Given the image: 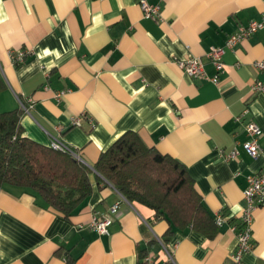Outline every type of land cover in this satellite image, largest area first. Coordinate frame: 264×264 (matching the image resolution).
Masks as SVG:
<instances>
[{
  "label": "crops",
  "instance_id": "obj_1",
  "mask_svg": "<svg viewBox=\"0 0 264 264\" xmlns=\"http://www.w3.org/2000/svg\"><path fill=\"white\" fill-rule=\"evenodd\" d=\"M0 0V111L32 102L24 136L49 147L57 139L91 168L92 194L66 217L35 191L0 186V264H264V206L252 224L254 248L236 263L247 178L264 170V29L227 50L218 73L207 57L241 27L264 18V0ZM29 54L22 65L11 54ZM201 58L208 79L180 63ZM218 77V83L212 79ZM60 95V96H59ZM81 118V127L73 119ZM237 119H240L237 121ZM262 129L261 155L242 149L245 125ZM180 163L213 218V237L193 226L174 229L142 205L124 203L108 235L92 229L120 193L94 166L127 133ZM234 149L239 157L229 160ZM224 223L218 226L215 218Z\"/></svg>",
  "mask_w": 264,
  "mask_h": 264
},
{
  "label": "trees",
  "instance_id": "obj_2",
  "mask_svg": "<svg viewBox=\"0 0 264 264\" xmlns=\"http://www.w3.org/2000/svg\"><path fill=\"white\" fill-rule=\"evenodd\" d=\"M5 87L0 75V94ZM23 115L22 109L0 111V186L35 191L50 207L69 217L93 192L92 170L68 153L26 138ZM94 169L99 180L112 185L129 203L145 206L156 218L165 219L170 225L169 235L175 228L193 226L213 237L214 220L186 169L146 146L138 134L124 135L101 155ZM155 169L158 179L152 177ZM181 195L185 196L182 202L175 200ZM241 226L240 221L239 230Z\"/></svg>",
  "mask_w": 264,
  "mask_h": 264
},
{
  "label": "built area",
  "instance_id": "obj_3",
  "mask_svg": "<svg viewBox=\"0 0 264 264\" xmlns=\"http://www.w3.org/2000/svg\"><path fill=\"white\" fill-rule=\"evenodd\" d=\"M140 7L144 13L145 18L147 19H156L160 18V7L153 6L148 3L147 0L139 1ZM264 29V18L262 21H252L247 26L241 27L235 34L231 35L224 47H216L213 46L210 48V51L207 53L208 59L213 63L216 67L218 73H221L223 69L222 59L227 50L233 49L240 43L248 40L253 37L258 31ZM28 52L25 50H21L18 53H12L11 59L15 65H22L25 63L26 58L28 56ZM180 67L183 69L184 73L187 76L192 78H202L208 79L205 72V65L201 58H192L180 63ZM253 68L260 73H264V60L255 61L253 63ZM214 83H218V77H214L212 79ZM252 91L254 93L264 94V84L257 82L252 87ZM60 96V95H59ZM21 103V108L24 113L30 114V109L32 108V102L25 104ZM240 119H237L239 121ZM81 118L73 119V125L77 127H81ZM245 130L248 136V140L242 144V149L244 152L249 155L252 159L256 160L260 157L262 148L260 145V138L263 135V131L261 127L254 121H249L245 125ZM50 147L59 152L68 153L76 158L81 163L86 164V162L82 159V157L73 149H71L65 143L55 139L50 144ZM240 152L238 149H234L231 153L226 155V158L229 160H234L239 157ZM248 186L244 191V201L245 206L243 209V214L241 216V227L239 230L238 226H232L231 229L234 232H237L238 236V247L236 252L233 254L232 259L236 263H240L245 254L250 253L254 248V240L252 235V224L254 221V215L257 209L264 206V170L259 174L250 175L247 178ZM130 204L122 195H120V200L110 209V215L106 217H94L92 222V229L95 230L99 235H108L109 227L113 223V218L118 214L121 206L124 204ZM224 218L221 216H217V224L221 226L224 222ZM165 254L168 258L169 263L175 264L174 255L171 247L168 245H163ZM149 263L153 264V262L149 259Z\"/></svg>",
  "mask_w": 264,
  "mask_h": 264
},
{
  "label": "rangeland",
  "instance_id": "obj_4",
  "mask_svg": "<svg viewBox=\"0 0 264 264\" xmlns=\"http://www.w3.org/2000/svg\"><path fill=\"white\" fill-rule=\"evenodd\" d=\"M152 177L155 178V179H158V177H160V175H158L157 169H155V171L152 172ZM157 189H158V191L161 190L158 187H157ZM184 197H185L184 195H181V196L175 198V200H178V201L182 202Z\"/></svg>",
  "mask_w": 264,
  "mask_h": 264
}]
</instances>
